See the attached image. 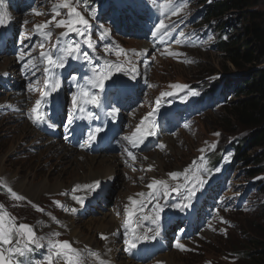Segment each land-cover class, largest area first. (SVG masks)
Listing matches in <instances>:
<instances>
[{
	"label": "rangeland",
	"instance_id": "rangeland-1",
	"mask_svg": "<svg viewBox=\"0 0 264 264\" xmlns=\"http://www.w3.org/2000/svg\"><path fill=\"white\" fill-rule=\"evenodd\" d=\"M104 1L105 3L110 2L106 3V6L93 5L92 7L88 6L85 1L72 0V3L77 11L89 21L90 26H94L93 24L96 23L93 19L94 15L101 17L102 34L105 31H112L113 34L125 32L130 35H151L155 29L153 20L155 10L164 12L163 25H166V28L171 32L170 41L157 54L155 50H152L147 56V62H142L141 54L146 50L143 44L124 35L119 37L123 48L127 50L126 54L122 51L121 55L117 56L116 53H113L111 57L126 63L138 75L144 76L147 82L138 87L137 90L141 94L138 95L136 101L131 104L119 105L123 117L122 123L116 129L118 135L112 136L102 153L89 155L81 152L79 145L83 137L78 136V134L73 137L74 141L68 144L64 139L65 135L60 136L59 141L64 146L74 150L77 153L76 156L84 154L90 157L98 156L102 159L116 157L121 163L122 171L119 172L114 183L111 181L112 186L105 188L106 191L97 199L96 204L92 203L87 207L85 204L81 205L77 203L75 198L82 200L86 198L88 193L86 187H80L74 192L64 189L66 186L75 185L73 175L82 174V170L78 166L84 163V158L79 157L77 159L78 162L75 163L73 171L70 168H65L62 163H58L47 154L45 149L48 145L43 143L45 137L42 135H39L43 138L39 139L40 143L32 138H26L23 140L24 142L19 143L18 148L20 135L18 130L21 127L17 128V126L26 122L21 121L16 124L4 118L0 120V169L3 173L0 175V193H2V199L7 207V210H3L8 214L5 217V223L7 224L8 217H11L16 224L23 222L30 225L36 233L40 245L44 247L49 245L50 241H68L72 248L80 252L85 264H100L101 261L105 264V261L99 258L102 254L101 248L103 249L104 246V241L100 238L101 235L107 237V241L110 238L118 240L114 249L117 252H122L117 261L119 263L131 261L132 254L127 251V247L134 241L136 246L131 247V249H137L139 252L150 250L142 264H153L154 262L166 264L160 259L163 255H173L176 264H243L244 251L247 252L251 249L249 240L255 241L263 236L262 230L256 229V227L257 225L264 226V221L260 217V207L264 203V192L261 189V185H264V172L262 174L255 173V176L248 177L247 170L257 171L258 166H254V164L245 166V163H238L231 168L233 170L232 175H225L226 180L222 178L226 169L232 164L234 149L238 145L241 146L244 138L248 136L244 135L240 129L231 130L233 128L226 126L222 121L227 118L226 109L231 106V102L242 99L246 94L235 96L234 93L227 92L228 90L225 89V97L218 95L216 98H209L207 105L203 106V102L200 101L195 103L192 101L199 96L200 92L203 94V91L208 90L210 85L218 82H231L233 87L241 86L240 76L243 73L226 63L222 54L217 50L218 44L216 43L219 35L217 21L206 20V5L203 4L202 0H123V7L115 4L122 2V0ZM39 2H43V5L40 7V11L35 10L29 14L28 17L32 19L33 23L29 24L27 29L51 21L52 23L45 31L50 30L52 33L51 46L53 48L60 51L68 44L80 46V52L67 57L68 61H77L84 50L96 51L97 54L102 53V44L98 41L100 37L97 33L90 34L87 31V36H85V32L84 35L68 33L67 36H64L62 33L66 32L65 28L55 27V22L67 19L66 9H60L62 13L60 16H55L52 12L53 6L60 3L61 0H39ZM166 4H170L171 7H165ZM95 7H97L96 10H94ZM173 7L179 9L175 15L172 12ZM257 9L264 13V4H259ZM15 10H19V8L16 9L15 7ZM28 10L32 11V5L29 6ZM36 12L40 15L34 14ZM148 17H151L152 20H148ZM225 21L229 24L228 26L239 28L247 19H243V12L235 11L229 14ZM184 28L186 31L182 34L181 31ZM228 31L234 33V30L228 29ZM20 33L21 31L18 30L13 39V44L8 42L6 47L14 46L16 55L23 54L24 63L29 60L33 61L32 59L40 54L41 49L38 46L35 47L36 40L20 43ZM180 36L183 37L181 41L175 43V39ZM89 38L91 47L86 43ZM130 51L134 54L132 58L128 56ZM60 53L63 54L61 51ZM169 53L178 55H170ZM7 60L12 61L13 65L14 62L18 63L16 56L0 58V73H2V66ZM185 61H190V63ZM34 63L35 61H33ZM15 67L19 81L14 74L9 88L0 87V112L5 106H22L24 103L17 104L18 98L16 99L14 95L26 94L32 86L33 80L29 81V76L23 72L22 65L18 64ZM30 68L33 66L30 65ZM70 77L71 73L60 85V90L63 91L64 95L66 94L65 96L68 92L65 83ZM174 84L183 85V91L170 87ZM37 89L38 93L34 96L35 99L44 90L43 81L38 83ZM164 93L171 94L164 95ZM160 99L163 100L160 101ZM3 101L12 104H5ZM118 102L119 100L116 101V103ZM69 103V97H66L64 119L61 126L67 122L68 117L66 115L68 114ZM200 103L202 104L200 105ZM48 106L53 111L52 99L49 100ZM53 115L59 117L58 114L54 113ZM12 117L19 118L16 114H12ZM70 119L72 123L69 124L68 122V128L73 131L75 126L72 115L69 117ZM29 127L35 132L32 126ZM139 127H143L146 134L151 128L156 127L155 137L142 135V130L137 133ZM166 127H170L171 132L166 131ZM134 133L137 139L143 137V142L137 144L136 147L124 139V137H132ZM217 133L219 135H216ZM118 139H121L119 143H117ZM119 146L121 149L117 150ZM14 147L16 150H13ZM111 150L112 152H110ZM129 152L134 155L135 159L128 155ZM157 153L161 154L160 163L153 165L152 159L156 158ZM215 157H219L220 161L222 159L221 165L215 169H210L212 171L209 177L204 184L195 186V195L188 201L195 208H198V203L202 199L205 214L192 213V216L188 214L184 218L176 216L175 222L166 231L157 235L163 245V250L156 249L157 241L155 238L147 236L149 231H154L153 225L156 223V220L154 222L156 209L154 204L150 207H148L149 204H146L142 208L137 206L136 214L131 217V228L135 229L134 233L125 228L124 225L128 221V217L125 214L126 205L118 199L119 191L129 193L123 197L124 199L133 197L138 201L140 197L137 194L148 189L147 185L151 181L163 180L171 185L173 180L170 173H182L179 177L186 175L195 181L198 174L194 170L199 169L202 165L210 166L206 160L208 158L212 165H215L213 162ZM248 157L252 161L261 159L263 161L261 167L264 171L263 147L249 150ZM15 175L23 178L33 177L41 182L47 180L51 184L60 180L63 181L64 189L57 193H41L39 197H34L35 199L31 197L32 199L29 198V200L25 196L20 201L13 200L9 197L11 194L7 190L10 188L9 179H13ZM179 177L176 179L178 180ZM104 184L106 183H100V187L97 189L100 190ZM173 184L174 186L177 185V183ZM10 189L17 193L13 188ZM176 191L170 190L168 195H172ZM208 192H210L209 195H207ZM22 193L27 195L24 191ZM23 194L20 195L19 193L18 195L22 196ZM54 202H59L62 207ZM73 202L74 207L71 208L70 205ZM0 205H2L1 200ZM131 206L129 203V207ZM37 207L43 211H37ZM3 208L6 209L4 206ZM73 208L76 209L74 221L83 232L85 231L84 233L89 232V227L95 229L92 231V236L96 242H100L97 243L100 251H87L84 245L76 243L78 241L73 244L68 232V235H65L60 234L57 230L59 228L64 229V227H60V222L66 216L64 209H69L71 213H74L71 211ZM140 209L146 210L145 216H148V219L139 215ZM106 210H112V215L115 214V218L119 221L116 229L109 236L100 233L105 229L102 228L99 231L95 225L91 227L94 221L103 217ZM8 211L13 214L8 213ZM194 216L195 218H193ZM41 217H49L46 220V230L39 228ZM65 219L68 221L67 218ZM126 230L132 236L138 234L144 242L141 243L131 238L127 244H124L123 237ZM55 233H59V235L56 236ZM42 234L45 235L41 236ZM62 235L65 236L62 237ZM177 243L182 244L184 250L187 251L183 253L184 250L176 247ZM13 244L17 246L15 237ZM23 244L24 241L21 240L20 245ZM89 253H96L98 257L91 256Z\"/></svg>",
	"mask_w": 264,
	"mask_h": 264
},
{
	"label": "trees",
	"instance_id": "trees-1",
	"mask_svg": "<svg viewBox=\"0 0 264 264\" xmlns=\"http://www.w3.org/2000/svg\"><path fill=\"white\" fill-rule=\"evenodd\" d=\"M90 1L98 3L100 0ZM202 1L206 5V20L217 21L218 31L222 34L217 43L218 52L226 63L243 73L240 87H230L231 82L223 81L210 86L209 90L214 93L219 86H225L226 90L233 88L237 96L246 94L242 99L231 102L226 109L227 118L222 123L233 128V131L240 129L244 135H248L236 149L235 164L258 166L257 171L247 170L248 177H253L255 173L264 172L261 159L253 162L248 157L249 150L264 148V13L257 9L259 4H264V0ZM235 11L243 12V19H247L239 28L228 26L225 21ZM228 29L234 30V33ZM261 189L264 192V185H261ZM260 209V217L264 221V203ZM256 229L262 230L263 236L255 241L249 240L251 249L244 251L243 264H264V226L257 225Z\"/></svg>",
	"mask_w": 264,
	"mask_h": 264
},
{
	"label": "snow or ice",
	"instance_id": "snow-or-ice-1",
	"mask_svg": "<svg viewBox=\"0 0 264 264\" xmlns=\"http://www.w3.org/2000/svg\"><path fill=\"white\" fill-rule=\"evenodd\" d=\"M165 7H171V5L166 4ZM60 9L67 10L66 12L67 19L55 22V27L57 28L63 27L66 29V32L62 33V35L67 36L68 33L84 35V30L87 29L89 21L85 19L84 16L80 14V12L77 11L76 7L72 3V0H61L60 3L55 4L52 8V12L54 13L55 16H60L62 14ZM178 11H179L178 8H175V7L172 8L173 15L177 14ZM34 14L40 15V13L38 12ZM6 15L7 14L3 10V0H0V25H3L5 23ZM51 23L52 22L49 21L45 24L35 25V28L38 34L41 35L42 39L47 40L51 37L52 33L50 30L44 31V29L49 28V24ZM166 27H167L166 25L161 24L157 26L156 32L159 33L161 32L162 29ZM86 43H88L89 47H91L90 38L86 41ZM41 47H43V45H41ZM60 51L63 54L56 56V58L53 57V53L51 51L49 52L41 51L40 52L41 60L44 61L47 65V67H45L44 69L46 74L50 73L52 69L63 68L65 66L67 57L73 56L80 52V46L78 44H68L64 49ZM121 54H122V50H118L116 52L117 56ZM169 54L178 55L175 53H169ZM18 59H21V60L24 59L23 54H21V56L18 57ZM185 62L190 63V61H185ZM28 65H32L33 67H35V65L33 64V61L31 60L27 62L25 67H27ZM105 67L108 69L107 71H96L95 69L93 70L94 75H93V78L90 79V83L93 88H99L103 90L105 87V82L111 79L113 66L106 65ZM116 67H119V66L117 65ZM58 87H59L58 80L54 81L50 85H47V88H49L50 90L46 89L41 94V98L35 101V107H33L32 112L36 113V116H35V119L33 120V123L41 122V117L39 116L38 110L42 104V101H44L48 96H50L51 92L56 91ZM170 87L173 89L181 90V91H183L184 89V86L180 84H174V85H171ZM170 94L171 93H164V95H170ZM193 95H195V93H193ZM98 103L99 101L97 99L96 94L94 92H90L88 89L83 88V87H81L80 89L79 98L77 96H73V99H72L73 110L80 112V113L85 111V108L83 107V105L85 104L98 105ZM115 112H116V109H113V115L115 114ZM89 118H91L90 113H89ZM71 123H72V120L70 119L69 124ZM96 131L99 132L100 129H97ZM139 132H140V129L138 128L137 133ZM216 135H219V134L217 133ZM94 138L95 137L93 135H90L89 137V139H94ZM124 139L128 140L132 144L133 147H136L137 144L143 142V137H140L139 139H137L135 133L133 134L132 137H124ZM128 155L132 157V159H135L134 155L131 152H129ZM149 170H151V168H149ZM181 175L182 173H178V172L170 173V176L172 179H176ZM185 178L187 179L186 175H185ZM196 180L198 183H201V184L203 183V181L199 180L198 177L196 178ZM85 187L89 190L95 191L97 188L100 187V182L95 181L93 184L86 185ZM147 187L151 190L147 194L148 197L155 196L158 187L163 190L164 195H168L170 193L169 185L167 184L166 181H163V180H155L151 184H148ZM176 190L177 189L175 188L171 189V191H176ZM8 192L16 200L24 199V197L19 196L17 193L12 191L10 188L8 189ZM137 195L140 197H144L145 193H138ZM193 195H195L194 187L188 190V195L185 197V199L190 200ZM75 199L77 203L83 205L82 199H79V198H75ZM129 201L132 206L131 207H129L128 205L125 206V214L128 217V221L125 223L124 226L126 229L131 230L134 233L135 229L131 228V217L136 214L137 206H139L140 208L143 207L144 201L143 200L137 201L133 199L132 197H129ZM54 203H56L58 206H61L59 205V202H54ZM187 206L188 204H184L181 207H187ZM36 210L43 211L39 207H37ZM64 210L67 211L68 209H64ZM71 211L75 212L76 209L73 208ZM160 211H162V208L159 205H157L155 209L154 222L155 220H159ZM6 216H8V214L3 211V205H0V264H23V261L18 259V257H23L26 252H30L32 250V248L30 247L31 245H35L37 247H41L42 245H40L39 239L35 237V233L29 225L16 224L11 217H8V222L6 224L5 223ZM148 218H149L148 216H144V219H148ZM55 235L58 236L59 233H55ZM14 237H15V243L17 245L16 247H8V248L2 247L5 245H12ZM100 238L107 239V237L103 235H101ZM136 239H139V237H136ZM21 240L24 241L23 247L20 246ZM135 246L136 245L134 241L129 244L130 248L135 247ZM176 247L181 250H184L183 245L180 243H177ZM49 250L52 253V255H55L57 257H63L65 264H85L84 258L81 256L80 252L72 248V246L66 241L64 242L50 241ZM89 254L91 256L98 257V254L96 253H89ZM52 255H49V257L47 258L49 261V264H51ZM100 264H103V261H101Z\"/></svg>",
	"mask_w": 264,
	"mask_h": 264
},
{
	"label": "bare ground",
	"instance_id": "bare-ground-1",
	"mask_svg": "<svg viewBox=\"0 0 264 264\" xmlns=\"http://www.w3.org/2000/svg\"><path fill=\"white\" fill-rule=\"evenodd\" d=\"M16 9H17V6H16ZM4 70L8 71L4 75H6V74L14 75L15 74L17 81H19L17 74L15 73L16 67L13 65L12 61H10V60L5 61L4 65L2 66V72ZM81 86L83 87V83L81 84ZM6 120L10 121V122L11 121L15 122L16 124H19L21 119L9 116L8 118H6ZM19 126L21 128L18 130V132L20 131L18 148H19V143L24 142L23 140L26 138L27 139L32 138L34 140H37V142H39V143H40L39 139H43L41 136H39L41 134L34 129L36 132V135H35V132L29 127L30 125L28 123L23 122L21 125L19 124L17 126V128ZM18 132H17V134H18ZM43 143H46V145H48V147L45 149L47 154L50 155V157L53 160H56L58 163H62V165H64L65 168H70L71 171L74 170V165H75V163L78 162L77 159H79V157L84 158L83 159L84 163L81 166H78V168H80V170H82V174L73 175V177L75 178V181H74L75 185L72 187L70 185H69V187L66 186V189H64L63 181H60V180H58L54 184H51V182H49L47 180L41 182V181H37L33 177H31V178L30 177H24L23 178L19 175L13 176L14 180L12 178L9 179V182H8L9 186L11 188H13L15 191L19 192L20 195L23 194L22 193L23 191L26 192L27 195L23 194L24 196L23 195L22 196L23 197L26 196L25 198L28 197L27 199H29L31 197L34 198L36 196L39 197L41 193H46V192L57 193V192H60L62 189L69 190V192H74L76 189H79L80 187H85L86 185H89V184H93L95 181H99L100 183H106V184L112 186L111 181H113V183H114L119 172L122 171L121 163L116 157H110V158L102 159V158H99L98 156L90 157V156H86L84 154H81L80 156H76L77 153L74 150L64 146L61 143V141H56V142L53 140L49 141V139L44 138ZM169 144H170V142H169ZM61 146H63V147H61ZM13 150H16L15 147L13 148ZM160 156H161V154L157 153L156 158L152 159L153 165L160 163ZM34 169H35V167H34ZM2 174H3L2 170L0 169V175H2ZM126 195H129V193L124 192V191L123 192L119 191L118 192V196H119L118 199H120L124 205L129 206V203H130L129 197H127L125 199L123 198ZM96 196H97V194H88L87 195V197H89L91 200H93L94 197H96ZM70 207L71 208L74 207V202H73V204L71 203ZM180 209H181V205L177 204V205L171 207L168 210V212L177 213ZM111 211L112 210H106L103 213V217L101 219H97V220L95 219L96 221H94V223L91 224V227H92V225H95L99 231H100V229L103 228V229H105V231L100 232L101 234H106V236L111 235L114 232V230L116 229L117 225L119 224L118 219L115 218V216H114L115 214L112 215L113 212L111 213ZM64 213L66 216L64 217V220L60 222V227H64V229L63 230H61L60 228L57 229L60 232V234L68 235L67 234V232H68L69 238L72 239L73 244H75L74 242L78 241L76 243L79 245H84V248L87 251H90V250H96L97 252L100 251V249L98 248L99 246L97 244L100 242H96V240L92 236V231L95 229L89 227V232L84 233L85 231L83 232V230L80 229V227H78L76 225V221H74L75 212L71 213L70 210L68 209ZM182 215L183 214H180L179 216H182ZM48 218L49 217H41L40 218L39 228L46 230L45 225H46V220ZM65 218H67L68 221ZM43 235H45V234H42L41 236H43ZM65 235H63V236H65ZM93 243H95L96 245H94ZM115 243H118V240L112 239V238H110L109 241L105 240L103 243V245H104L103 249L101 248L102 254L99 258L104 260L105 264H133L132 262H129V261H125V262H121V263L117 262L120 259V254L122 252L118 251L119 252L118 253L117 250L114 249ZM160 259L162 262H165L166 264H176V262L174 260L175 257L173 255H163Z\"/></svg>",
	"mask_w": 264,
	"mask_h": 264
}]
</instances>
